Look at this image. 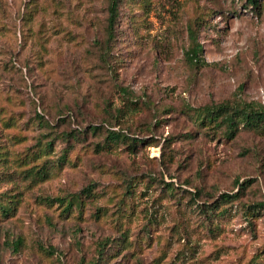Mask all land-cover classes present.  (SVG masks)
<instances>
[{"label": "rangeland", "instance_id": "obj_1", "mask_svg": "<svg viewBox=\"0 0 264 264\" xmlns=\"http://www.w3.org/2000/svg\"><path fill=\"white\" fill-rule=\"evenodd\" d=\"M107 6L0 0V264H264V132L195 117L264 106V0Z\"/></svg>", "mask_w": 264, "mask_h": 264}, {"label": "trees", "instance_id": "obj_2", "mask_svg": "<svg viewBox=\"0 0 264 264\" xmlns=\"http://www.w3.org/2000/svg\"><path fill=\"white\" fill-rule=\"evenodd\" d=\"M248 4L252 7H256L257 0H246ZM117 3L118 0H108L107 6V16H106V38L110 39L112 36V26L116 18L117 12ZM189 46L184 52V56L189 63H199L201 65L205 62L200 58L201 46L195 41L194 33L189 28ZM119 111V109H116ZM195 117L198 120L199 124L205 125L208 124L210 128L221 129L222 133L226 138H232L235 134L244 129L249 131H254L258 133L264 132V106L260 104L253 103H242L238 106H232L227 103L217 104L212 107H198L195 110ZM92 130H96L97 126L93 125L90 127ZM105 139L109 142H115L122 140L124 141L125 136L119 131L108 130L106 131ZM127 146H134V140H132ZM49 145V143H46ZM237 190L235 192H220L212 204H207L205 209L206 211L217 210L219 204H228L232 201L238 199V197L243 193L244 189L248 186L247 183L236 182ZM84 191V190H82ZM90 189L86 193H89ZM55 200H60L55 198ZM76 201L75 195H73L70 200L67 201L64 211H68L69 207L73 202ZM242 207L245 206L246 210L255 211L256 213L261 211L264 208V202H254L250 204L241 203ZM203 205L200 206L201 209ZM1 212H6L7 208L3 207L0 204ZM222 210H218L217 213H220Z\"/></svg>", "mask_w": 264, "mask_h": 264}]
</instances>
